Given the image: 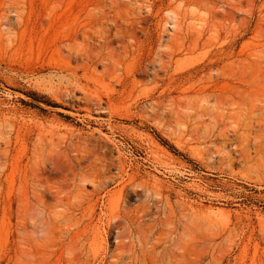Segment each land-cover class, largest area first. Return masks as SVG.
<instances>
[{
    "label": "rangeland",
    "instance_id": "374dc122",
    "mask_svg": "<svg viewBox=\"0 0 264 264\" xmlns=\"http://www.w3.org/2000/svg\"><path fill=\"white\" fill-rule=\"evenodd\" d=\"M31 1L23 48L0 44V264H264V118L248 141L212 109L217 70L264 53V0H55L52 18ZM101 11L147 44L132 60L117 41L119 70L79 72L84 95L82 62L42 51ZM170 39L157 84L147 54Z\"/></svg>",
    "mask_w": 264,
    "mask_h": 264
},
{
    "label": "bare ground",
    "instance_id": "6f19581e",
    "mask_svg": "<svg viewBox=\"0 0 264 264\" xmlns=\"http://www.w3.org/2000/svg\"><path fill=\"white\" fill-rule=\"evenodd\" d=\"M180 1L185 2L186 4H190L192 0ZM109 3L111 4L110 10L115 12V10L119 9V4L122 2L121 0H110ZM122 4L125 5L126 3ZM32 5L33 4L31 0H0V44L6 42L9 45L12 44L15 46L19 44V46L21 47V43H24L26 35L27 33H29L28 30L31 27L34 9ZM54 10L55 0H50L49 18H52V16L54 15ZM101 12L99 16L95 17L98 23H89L87 25L84 24L83 26L79 27L82 43H78L76 37L78 31H76L74 37H65L64 41L68 42V45L59 47L57 40L54 38L49 43L47 50L45 49L44 51H42V54L48 52L52 54V56H57L61 52H67L69 60L82 62L81 66L76 67L75 71L72 74H68L67 76L69 78V85H71L76 92H84V95L85 91H87V86L81 84V79L78 77L79 72H82L83 77L86 78V75L88 73L94 74L95 68L97 66H101L103 69L101 75L103 78H105L106 76L103 75L106 74L110 76L112 73L119 70V57L121 56L117 55L115 48H113V45L117 41L121 43V49L124 51L125 57H132V60L136 58V55H139L140 51L144 48V45L147 44H143L144 41L140 40V38L137 37V34L134 31L135 27L132 28V26L128 29L122 28L121 25L123 24L118 23L117 12L115 19L113 20H110L108 15H106L103 11ZM10 14H13L15 22H17V26L20 29L19 31L17 29L18 32H15L16 30H13V26L10 23ZM105 22H108L112 25L114 32H112L113 30H111L107 26H103ZM34 28L35 27L31 28L33 32L35 30ZM93 29L95 31H93ZM91 31H93L94 35L98 34L99 31L101 33L98 41H96L97 44L92 48L88 43L91 38L89 35ZM148 37L144 38L147 42L150 39H148ZM182 38L184 37H179L177 39L182 43ZM168 41V44L163 46L164 50L155 51V53H153L152 55L151 53L147 54V58L151 59L150 64L154 65L155 62H157V64L159 65V69L154 72V81H157V84H165V81L167 79H170V75L168 74L169 68H171L173 64V59L176 56V52L180 49V47L178 46L175 47L176 49L174 48L175 45L173 43V39H170ZM188 52L191 53L192 49H188ZM250 57L253 58V61L244 60L245 62L243 61L240 64L238 63L237 67H235L236 65H233V63L224 65L220 70H217L215 78L216 81L212 77H207V79L212 78V80L218 82L220 85H218L219 87H217V90L215 92L213 91L215 106H213L212 109L215 116L219 117L220 122L229 124L233 128L234 132L237 133L239 131H243V134L241 135L248 141L250 135H253V132H255V130L260 133L261 126L263 125L262 120L264 118V105L261 106V104H264V101H261L264 95L262 94L264 90V84L263 82L259 81L260 79L258 80L259 82L255 81L253 79L255 78V76L252 74L256 70V68H258V71L260 70V66H264V53L253 54ZM228 59V55H223V57H221L218 62H222L223 60ZM162 70L165 71L166 75L158 78V74L161 73ZM262 71H260V73ZM65 72V69H61V73ZM252 75L254 76L253 78ZM237 78L238 85H235V79L237 80ZM247 78L251 80H248ZM188 106L189 105H187V108ZM255 134L258 135L257 133ZM259 135L262 136L261 134ZM251 138L253 139L252 143L255 147L259 148L260 145L262 146V139L260 140V137L258 139L251 136ZM50 143L53 144V141H50ZM254 150L257 149L254 148ZM257 152H259V150H257ZM95 178L97 179L99 184L103 183V181L101 182L102 178L100 174ZM143 210L144 208L142 209V211H140L143 212ZM144 212L143 214H145Z\"/></svg>",
    "mask_w": 264,
    "mask_h": 264
}]
</instances>
